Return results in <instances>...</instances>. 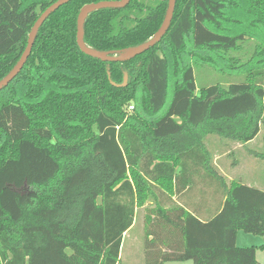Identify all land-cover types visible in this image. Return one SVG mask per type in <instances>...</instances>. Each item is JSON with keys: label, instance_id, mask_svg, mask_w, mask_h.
Listing matches in <instances>:
<instances>
[{"label": "trees", "instance_id": "obj_1", "mask_svg": "<svg viewBox=\"0 0 264 264\" xmlns=\"http://www.w3.org/2000/svg\"><path fill=\"white\" fill-rule=\"evenodd\" d=\"M57 1L0 0V82ZM111 1L122 0L55 11L0 91V264H120L139 218L144 264H258L257 249L238 247L237 236L262 237L264 250V189L227 182L206 138L243 147L263 130L264 139V0H176L158 44L105 62L81 51L77 20L86 5ZM168 5L130 0L91 12L84 43L120 56L160 31ZM198 65L228 87L198 88ZM253 155L264 162V152ZM209 187L217 212L204 221L182 193Z\"/></svg>", "mask_w": 264, "mask_h": 264}, {"label": "rangeland", "instance_id": "obj_2", "mask_svg": "<svg viewBox=\"0 0 264 264\" xmlns=\"http://www.w3.org/2000/svg\"><path fill=\"white\" fill-rule=\"evenodd\" d=\"M245 45L244 49L240 52L247 59V55L253 53L255 44L254 42H249ZM242 53H238L237 55L241 56ZM194 70L198 88H207L217 84H222L224 88L228 87L225 83L227 79L215 72L213 68L198 65L194 66ZM242 80L243 78L240 77L234 78V82H240ZM228 82H230L229 79ZM206 144L214 158L213 162L215 166L218 167L227 182H230L231 178L248 186L260 190L264 189V162L253 155V152H264L263 130L255 140L243 147L215 135L208 136L206 138ZM239 235L240 239L237 246L255 247L257 249L258 264H264V250L261 249V244L263 243L262 237L248 235L243 232H240ZM242 237L246 241L242 240ZM145 240L144 225L142 219L139 218L136 227L124 240L120 264H144ZM168 264H193V262H173Z\"/></svg>", "mask_w": 264, "mask_h": 264}, {"label": "water", "instance_id": "obj_3", "mask_svg": "<svg viewBox=\"0 0 264 264\" xmlns=\"http://www.w3.org/2000/svg\"><path fill=\"white\" fill-rule=\"evenodd\" d=\"M72 0H59L56 3H54L51 7H49L38 19V21L35 23L33 26L30 34H29V39H28V45L17 63V65L14 67V69L11 71V73L0 82V91H2L4 88L8 87V85L20 74L22 71L23 67L25 66L26 62L28 61L36 38L37 34L40 30V28L43 26L45 21L59 8L64 6L65 4L69 3ZM130 2V0H122V1H111V2H101L98 4H91V5H86L85 7L82 8L78 20H77V42L78 46L81 49V51L95 59H99L101 61L105 62H115V61H121V60H126L129 58H134L136 56H139L146 51L150 50L153 48L156 44H158L162 38L167 34L169 31L173 17H174V12L176 8V0H169V5H168V10L166 13V17L164 20V23L160 29V31L148 42L145 44H142L138 47H133L130 49H127L126 51L122 53H118L120 56H114L115 52H101L97 50H93L89 47L86 46L84 43V26H85V21L88 17V15L91 12H94L96 10L100 9H106V8H124L127 6V4ZM127 84V76H125L124 83L120 86H126Z\"/></svg>", "mask_w": 264, "mask_h": 264}, {"label": "crops", "instance_id": "obj_4", "mask_svg": "<svg viewBox=\"0 0 264 264\" xmlns=\"http://www.w3.org/2000/svg\"><path fill=\"white\" fill-rule=\"evenodd\" d=\"M179 171H180V169L178 170V173H179ZM230 180H233V179L230 178ZM186 192H187V189L182 193V197H183L182 203L187 205V206H189V204H191V205L192 204L199 205L200 206V211H199L200 215L199 216H200V218L202 220H204V221L209 220L217 212L218 193H217L215 188H212V187L211 188L210 187L206 188L204 194H201V193L190 194L189 196H185L184 197ZM174 199L177 200V201L179 200L178 196H175ZM134 228H132V230ZM129 233L126 234L125 237H127L129 235ZM239 233H238V236H237V244H238V241L240 239ZM242 240L246 241V239L244 237H242ZM262 245H263V243L261 244V246ZM241 248H244V247H241ZM256 258H257V255H256ZM166 264H168V263H166Z\"/></svg>", "mask_w": 264, "mask_h": 264}]
</instances>
